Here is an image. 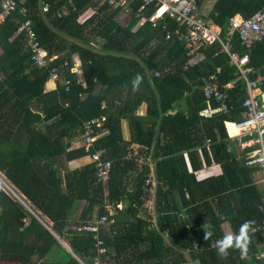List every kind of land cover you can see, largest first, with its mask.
<instances>
[{
    "label": "trees",
    "instance_id": "obj_1",
    "mask_svg": "<svg viewBox=\"0 0 264 264\" xmlns=\"http://www.w3.org/2000/svg\"><path fill=\"white\" fill-rule=\"evenodd\" d=\"M207 1L197 0L201 17L218 27L220 39H230L233 52L248 56L249 80L264 77V39L246 48L237 32L230 34V19L264 10V0H214L209 7ZM72 2L74 9L68 0H20L0 24V179L23 202L0 181V264H93L98 241L107 264H262L254 256L264 251L258 246L264 231L250 235L247 259L233 249L220 257L215 244L226 224L236 233L246 220H264L258 169L244 165L253 148L239 153L225 128L244 118L247 97L229 57L218 43L188 56L176 36L165 39L176 28L167 17L139 25L153 4L138 14L141 0L128 10L99 0ZM91 7L93 14L81 20ZM62 8L68 13L58 17ZM26 20L54 58L45 68L30 59L19 31ZM74 58L82 82L71 72ZM52 69L59 81L46 90ZM137 74L143 82L133 92ZM211 75L234 104L229 112L202 93V80ZM142 104L146 113L139 115ZM93 119L100 126L87 149L84 124ZM96 151L110 164L106 182L91 161L69 169ZM213 165L219 175L197 179ZM148 180L154 182L151 212ZM90 225L95 231L86 229ZM203 227L213 232L208 240Z\"/></svg>",
    "mask_w": 264,
    "mask_h": 264
},
{
    "label": "built area",
    "instance_id": "obj_2",
    "mask_svg": "<svg viewBox=\"0 0 264 264\" xmlns=\"http://www.w3.org/2000/svg\"><path fill=\"white\" fill-rule=\"evenodd\" d=\"M20 0H1L0 2V24L4 21L5 17L11 15L17 8ZM112 9L128 10L130 3L134 0H103ZM68 6L74 9L72 0H68ZM154 5L155 10L147 19L140 17V24L146 20L150 21L153 26L167 17L176 24V28L171 32H167L165 39H170L173 35L177 37L178 41L184 44L187 49L188 56L199 54L206 47L218 43L220 49L229 57L230 64L235 66L240 77L245 82L247 97L243 100L241 106L244 108V118L241 121L233 122L234 129L237 131L236 140L241 148L253 147L254 149L247 153L244 165L248 167H255L258 172L264 174V91L260 89V85L264 80L262 75H258L255 79L249 80L248 73L251 71L248 64V56H240L237 52L232 51L230 39L222 40L219 37V30L213 23L204 20L197 7V0H141V5L138 9V14H141L145 9ZM43 12L48 11V6L44 5ZM67 10L62 8L57 13L58 17L67 15ZM19 31H23L26 36V44L31 54V61L37 68H45L48 62L54 58H49L47 51L41 46L37 39L36 33L30 20H26L21 25ZM237 32L241 41V45L250 48L255 43L264 39V10H259L249 18H243L240 15H234L230 19V34ZM71 72L76 75L78 82H82V72L80 70L79 61L71 69ZM155 76L159 74L155 72ZM49 81L57 84L59 81L56 69L50 71ZM68 84V82H66ZM234 82H229L223 86L225 90L231 89ZM202 93L206 101H214L223 113L229 112L233 109L234 104L230 100L225 91H221L214 75H211L202 80L201 85ZM229 125V124H227ZM227 132H228V127ZM94 126H100L99 119H93L84 124V144L88 149L89 146L96 140L94 136ZM228 136L229 132H228ZM248 137L246 141H241L240 138ZM102 151H96L91 157L90 161L94 164L98 180L106 182L108 180V173L110 164L108 162H101L100 157ZM146 184L149 186L147 191L152 195L154 194V182L148 180ZM255 232L250 235H255L264 231V220L254 226ZM89 231H95L91 225L86 228ZM106 252L102 241L97 242V253L95 258L92 259L93 264H107L102 261V254ZM242 259L249 258L248 255H242ZM264 264V251H259L254 256ZM80 264H84L79 261Z\"/></svg>",
    "mask_w": 264,
    "mask_h": 264
},
{
    "label": "clouds",
    "instance_id": "obj_3",
    "mask_svg": "<svg viewBox=\"0 0 264 264\" xmlns=\"http://www.w3.org/2000/svg\"><path fill=\"white\" fill-rule=\"evenodd\" d=\"M142 82H143V77L137 74L136 77L131 81L133 92L139 90ZM226 123L231 124L233 122H225V128H226ZM226 132H227V128H226ZM254 225H255L254 220H246L239 226L238 232L225 233L220 239H217L215 241L217 254L220 257H227V255L229 254V250L233 249V250H239L242 255H247L251 242L250 233L256 231ZM203 229H204L203 239L204 240L210 239L213 236V232L204 227Z\"/></svg>",
    "mask_w": 264,
    "mask_h": 264
},
{
    "label": "crops",
    "instance_id": "obj_4",
    "mask_svg": "<svg viewBox=\"0 0 264 264\" xmlns=\"http://www.w3.org/2000/svg\"><path fill=\"white\" fill-rule=\"evenodd\" d=\"M103 1V0H102ZM214 2V0H208L206 3V6L207 7H209V6H211L212 5V3ZM95 7H97V6H95ZM95 7H91V8H89L80 18H81V20H85V19H87L90 15H92L93 14V12L95 11ZM122 15V17H124V13L123 14H121ZM139 25H140V22H139ZM0 54H1V49H0ZM75 59V61H74V65L78 62V60L76 59V58H74ZM2 77V74H0V78ZM56 87H57V84H55L54 82H52V81H48L47 83H46V85H45V88H46V90H48V89H56ZM146 113V105L145 104H142L141 106H140V108H139V111H138V114L139 115H144ZM228 123H226V125H227ZM121 129H122V135H123V138L125 139V140H128L129 139V128H128V125H127V122L126 121H122V123H121ZM229 132V131H228ZM229 135H230V138H231V140H233V141H235V142H238V140H236V136H237V134H235V135H231L230 133H229ZM243 138V137H242ZM242 138H240V140H242ZM232 141V144L234 143ZM237 150H238V152L239 153H242V152H244L245 151V148H241L240 146H238V145H235L234 146ZM251 148H253V147H251ZM254 149V148H253ZM90 163V160H89V157H85V158H81V159H79V160H76V161H73V162H71V163H69V169H75V168H80V167H82V166H84V165H87V164H89ZM199 173H202V176H205V177H203V178H201V179H199V178H197L198 180H202V179H204V178H207V177H210V176H215V175H219L220 173H221V169H220V167L218 166V165H213L212 167H210V168H208V169H203V170H201ZM256 174H260V175H263L261 172H257ZM255 174V175H256ZM196 177H197V174H196ZM254 179H255V181L260 185V186H263V183L261 184V183H259V181L255 178V176H254ZM78 216H79V212L78 213H76L75 215H74V218H75V220L78 218ZM225 227H228V225L226 224L225 225ZM258 246H260V247H263L264 246V241H260L259 242V244H258ZM2 264H7V263H2Z\"/></svg>",
    "mask_w": 264,
    "mask_h": 264
},
{
    "label": "rangeland",
    "instance_id": "obj_5",
    "mask_svg": "<svg viewBox=\"0 0 264 264\" xmlns=\"http://www.w3.org/2000/svg\"><path fill=\"white\" fill-rule=\"evenodd\" d=\"M102 0H99V2H101ZM213 2V1H212ZM122 19H124V17L122 18ZM263 174V173H262ZM255 176V178L259 181V183H263V186H261V188L263 189L264 188V174L263 175H260V174H256V175H254ZM203 177H205V176H202V173H197V178H199V179H201V178H203ZM1 181V180H0ZM2 182V181H1ZM4 184V183H3ZM2 184V185H3ZM4 186V185H3ZM5 187V186H4ZM6 188V187H5ZM146 207H147V209H148V211H152V207H153V199H152V195L150 196V198L148 199V202L146 203ZM224 229H225V231H226V233H231V231H230V228H229V226L228 227H225L224 226ZM64 246H65V248L67 247L65 244H63ZM68 248V247H67ZM66 248V249H67Z\"/></svg>",
    "mask_w": 264,
    "mask_h": 264
},
{
    "label": "water",
    "instance_id": "obj_6",
    "mask_svg": "<svg viewBox=\"0 0 264 264\" xmlns=\"http://www.w3.org/2000/svg\"><path fill=\"white\" fill-rule=\"evenodd\" d=\"M1 180V179H0ZM2 181V180H1ZM2 183H4V185H5V187L11 192V193H13L14 195H15V197H17L16 196V194L9 188V186H7V184H5V182H3L2 181ZM18 198V197H17ZM19 199V198H18ZM19 201H21L20 199H19ZM22 202V201H21ZM23 203V202H22Z\"/></svg>",
    "mask_w": 264,
    "mask_h": 264
}]
</instances>
